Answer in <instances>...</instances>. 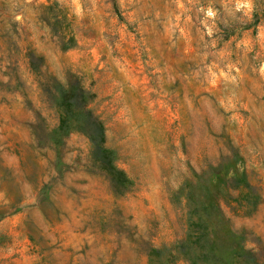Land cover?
Segmentation results:
<instances>
[{
  "label": "rangeland",
  "instance_id": "374dc122",
  "mask_svg": "<svg viewBox=\"0 0 264 264\" xmlns=\"http://www.w3.org/2000/svg\"><path fill=\"white\" fill-rule=\"evenodd\" d=\"M0 264H264V0H0Z\"/></svg>",
  "mask_w": 264,
  "mask_h": 264
},
{
  "label": "trees",
  "instance_id": "16d2710c",
  "mask_svg": "<svg viewBox=\"0 0 264 264\" xmlns=\"http://www.w3.org/2000/svg\"><path fill=\"white\" fill-rule=\"evenodd\" d=\"M67 41H65L64 43H62V44H65L64 46L65 47H67V46H70V45H72V40H73V38H72V36H71V34H69V36L67 37V39H66ZM85 132H89V135L91 134L92 135V132H90V129L88 130H85ZM246 188L247 189H250V188H248V186H246ZM253 193V197H251V199H250V203H251V205H253V204H255V203H257L258 201H259V199H255L254 198V196H255V194H254V192H252Z\"/></svg>",
  "mask_w": 264,
  "mask_h": 264
}]
</instances>
